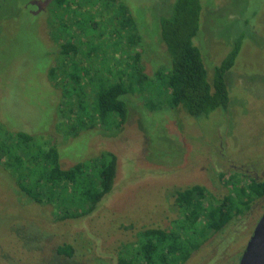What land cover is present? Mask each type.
I'll list each match as a JSON object with an SVG mask.
<instances>
[{"label": "rangeland", "instance_id": "1", "mask_svg": "<svg viewBox=\"0 0 264 264\" xmlns=\"http://www.w3.org/2000/svg\"><path fill=\"white\" fill-rule=\"evenodd\" d=\"M50 1L0 0V120L11 130L54 137L64 167L112 152L117 174L112 192L91 215L59 219L52 206L26 196L0 164V264H118L120 250L135 242L140 230L173 226L180 216L177 190L198 184L222 198L230 192V176L245 184L246 176L264 179V0H201V28L194 43L210 80L235 39L245 36L235 66L226 74V111L195 118L161 102V95L137 91L128 94L129 117L121 128L96 124L78 131L69 126L79 115L70 114L63 97L66 82L57 67L60 41L51 32ZM125 1L138 19L144 15L146 34L158 37V10L169 16L176 0ZM110 15L97 14L98 29L89 33L95 44L105 40L101 47H107L106 55L103 49L96 54L88 48L77 24L72 25V42L81 36L77 58L82 64L97 67L103 56L117 74L129 58L120 52L122 44L112 45L118 38ZM157 42L143 41L142 62L150 77L170 61ZM147 98L160 107L149 109ZM263 212L260 198L184 264H239ZM65 244L74 247L72 257L56 254Z\"/></svg>", "mask_w": 264, "mask_h": 264}, {"label": "trees", "instance_id": "2", "mask_svg": "<svg viewBox=\"0 0 264 264\" xmlns=\"http://www.w3.org/2000/svg\"><path fill=\"white\" fill-rule=\"evenodd\" d=\"M203 7L201 0H176L169 16L159 9L158 37H154L143 28L146 23L149 25L144 15V20L138 19L125 0H51L48 6L51 32L53 39L60 41L57 67H61L66 82L63 97L70 114L79 115L75 124L69 125L72 130L96 124L108 129L121 128L129 117L128 94L137 91L161 95V102L171 108L180 107L195 118H207L218 109L226 111L230 103L226 74L235 66L245 36L239 35L233 47L230 50L228 47L225 57L214 66L210 80L201 49L194 43L201 28ZM105 11L111 13L107 19L116 25L118 40L112 45L122 44L120 52L129 58L117 74L103 56L97 67L82 64L77 58L83 44L81 36L77 43L72 42V25L77 24L81 34L87 36L88 48L96 54L103 49L104 55L107 47L101 46L105 40L95 44L89 33L98 29L97 14ZM149 38L161 42L163 51L170 56L169 65H162L155 77L146 73L142 62L143 41ZM92 44L95 47H90ZM105 65L107 72L103 71ZM55 72L56 66L49 70V76L54 77ZM146 105L155 109L161 104L156 106L148 99ZM57 145L54 137L11 130L0 120V164L18 188L32 201L52 206L56 218L89 216L113 190L117 157L105 151L64 167ZM246 179L245 184L235 175L230 176L226 182L230 192L222 198L198 184L177 190L175 203L180 216L172 221L173 226L140 230L137 240L120 250L118 264L186 263L210 237L222 231L234 217L245 215L257 199L264 198V179L250 176ZM55 252L72 257L75 250L65 244L59 245Z\"/></svg>", "mask_w": 264, "mask_h": 264}, {"label": "water", "instance_id": "3", "mask_svg": "<svg viewBox=\"0 0 264 264\" xmlns=\"http://www.w3.org/2000/svg\"><path fill=\"white\" fill-rule=\"evenodd\" d=\"M239 264H264V212L254 228Z\"/></svg>", "mask_w": 264, "mask_h": 264}]
</instances>
